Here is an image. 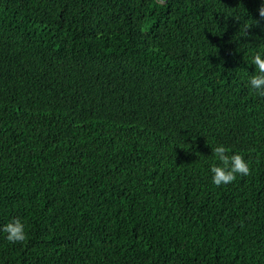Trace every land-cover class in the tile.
<instances>
[{
	"label": "trees",
	"instance_id": "1",
	"mask_svg": "<svg viewBox=\"0 0 264 264\" xmlns=\"http://www.w3.org/2000/svg\"><path fill=\"white\" fill-rule=\"evenodd\" d=\"M260 3L0 0V264H264Z\"/></svg>",
	"mask_w": 264,
	"mask_h": 264
},
{
	"label": "clouds",
	"instance_id": "2",
	"mask_svg": "<svg viewBox=\"0 0 264 264\" xmlns=\"http://www.w3.org/2000/svg\"><path fill=\"white\" fill-rule=\"evenodd\" d=\"M259 17L264 19V0L258 8ZM259 20H251L245 24L248 28L252 24H259ZM251 64L255 71L246 77V86L260 97H264V51H256L251 56ZM211 147V162L209 173L211 182L217 187L226 186L237 180L238 177L248 176L251 172L250 164L246 156L237 150H231L228 145L216 142L208 143ZM0 234L11 243H23L28 238L26 224L21 218H13L7 223L0 225Z\"/></svg>",
	"mask_w": 264,
	"mask_h": 264
},
{
	"label": "bare ground",
	"instance_id": "3",
	"mask_svg": "<svg viewBox=\"0 0 264 264\" xmlns=\"http://www.w3.org/2000/svg\"><path fill=\"white\" fill-rule=\"evenodd\" d=\"M146 14V13H145ZM4 17V16H3ZM11 18H13V17H11ZM3 21V20H2ZM15 22V21H14ZM1 28V27H0ZM13 35V34H12ZM84 83V82H83ZM98 83V82H97ZM152 84V83H151ZM97 88V87H96ZM102 88V87H101ZM104 107V106H103ZM173 135V134H172ZM175 141V140H174Z\"/></svg>",
	"mask_w": 264,
	"mask_h": 264
}]
</instances>
